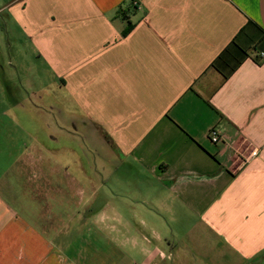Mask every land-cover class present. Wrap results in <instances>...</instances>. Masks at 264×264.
Here are the masks:
<instances>
[{"label": "crops", "instance_id": "crops-1", "mask_svg": "<svg viewBox=\"0 0 264 264\" xmlns=\"http://www.w3.org/2000/svg\"><path fill=\"white\" fill-rule=\"evenodd\" d=\"M0 16L33 60L1 100L44 111L0 130V264H264V0ZM236 37L248 56L225 78L211 63Z\"/></svg>", "mask_w": 264, "mask_h": 264}, {"label": "rangeland", "instance_id": "rangeland-1", "mask_svg": "<svg viewBox=\"0 0 264 264\" xmlns=\"http://www.w3.org/2000/svg\"><path fill=\"white\" fill-rule=\"evenodd\" d=\"M1 21H3L2 16H0V22ZM15 36V31H12L11 28L8 27V29H6L4 26H0V85L10 84V81H12V83H15L16 81L20 82L26 75L30 76V74H28V68L31 67L33 60L26 55L28 51L26 44L24 42L22 44H17L15 42ZM9 45H11V48H8ZM16 46L19 48L18 56H16L15 53ZM10 49L13 51H10ZM17 66H22L21 68L23 70L21 73ZM7 72H10L9 75ZM9 76L12 80L8 81ZM3 91L0 90V130L20 129V126L23 124L22 120L18 118L17 121L14 122V117L27 115V108L33 109L37 114L44 113L41 108H38L39 111H37L36 107L30 103L22 108L4 103V101L1 100V98H3ZM12 121L14 123L13 125ZM66 155L67 154H64L62 156V161L66 159Z\"/></svg>", "mask_w": 264, "mask_h": 264}, {"label": "trees", "instance_id": "trees-1", "mask_svg": "<svg viewBox=\"0 0 264 264\" xmlns=\"http://www.w3.org/2000/svg\"><path fill=\"white\" fill-rule=\"evenodd\" d=\"M247 25L246 27H243V29H241L239 33L245 32L247 29ZM259 45L260 43L258 44V46ZM247 56V48L237 42L236 37L216 56V58L212 61L211 66L226 78Z\"/></svg>", "mask_w": 264, "mask_h": 264}, {"label": "built area", "instance_id": "built-area-1", "mask_svg": "<svg viewBox=\"0 0 264 264\" xmlns=\"http://www.w3.org/2000/svg\"><path fill=\"white\" fill-rule=\"evenodd\" d=\"M208 138L210 139L211 142L213 143H217L221 140V137L219 135V133L217 132L216 129L214 128H211L209 131H208ZM250 155L251 156H254L256 155V150L253 149L250 151Z\"/></svg>", "mask_w": 264, "mask_h": 264}]
</instances>
